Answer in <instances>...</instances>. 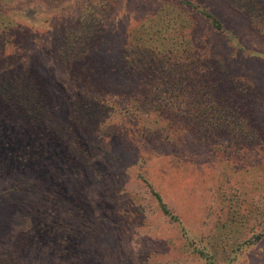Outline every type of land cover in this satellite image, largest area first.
<instances>
[{
  "label": "trees",
  "instance_id": "1",
  "mask_svg": "<svg viewBox=\"0 0 264 264\" xmlns=\"http://www.w3.org/2000/svg\"><path fill=\"white\" fill-rule=\"evenodd\" d=\"M15 1L0 0V205L17 214L13 227L21 245L45 239L69 259L81 260L85 252L84 264H102L101 254L113 256L112 264H133L118 256L127 255L125 251L110 252L113 246L106 243L119 240L114 230L128 225L131 220L126 218L141 215L140 197L126 190L118 174L103 170L86 141L89 137L94 144L92 140L128 122L146 139L166 136L174 124L195 140L217 142L240 154L255 152V168L264 177V118L254 110L253 82L231 75L230 64L212 40L198 35L200 18L213 35L227 37V45L239 48L210 7L195 0H167L128 29L120 64L110 65L111 85H116L111 87L100 80L97 65L101 58L110 60L114 48L104 38L112 4L88 0L55 44L69 105V114L63 116L54 89L35 76L36 61L25 67L9 59L17 57L13 32L19 29L20 16L12 8ZM224 1L264 35V0ZM127 165L147 187L154 210L179 230L181 252L202 264H234L237 251L228 254L214 242L209 249L188 235L182 218L157 188L147 160H129ZM90 186L99 189L98 201L88 197ZM232 208L230 203L227 212ZM90 243L100 249L85 251ZM156 256V251L142 252L136 264H165ZM0 264L19 262L2 249Z\"/></svg>",
  "mask_w": 264,
  "mask_h": 264
},
{
  "label": "rangeland",
  "instance_id": "2",
  "mask_svg": "<svg viewBox=\"0 0 264 264\" xmlns=\"http://www.w3.org/2000/svg\"><path fill=\"white\" fill-rule=\"evenodd\" d=\"M107 1L112 5L105 20L104 38L111 40L114 48L110 60L100 57L97 74L102 82L116 87L111 85L115 81L110 65L120 64L126 32L151 16L167 0ZM195 1L211 8L239 46L236 49L227 45V37L213 35L207 24L198 18V35L205 34L212 40L215 49L230 64L231 75L243 76L253 82L254 110L257 117L264 118V35L252 29L247 18L224 0ZM86 2L88 0H16L12 5L19 13L20 25L13 32L17 57L9 59L13 63L21 62L25 67L36 61L35 76L42 85L54 89L63 116L69 114V105L60 79L62 64L55 52V44L62 28L73 24L74 17ZM231 53L236 55L235 60L229 58ZM129 124H122L114 128L112 134L92 140L96 145L86 138L89 147L97 153L103 170L109 176L118 174L126 190L132 196L138 195L142 203L140 216L126 218V221L131 220L130 223L114 230L120 238L106 243L108 247L113 246L110 252L125 251L127 255L118 256L121 260L131 259L133 264L145 251H156L157 259L165 264H202L180 251L183 240L179 230L154 210L147 187L135 179L134 168L138 165L129 167L127 162L141 158L147 160L157 188L182 218L190 237L199 239L209 249L214 242L224 245L228 254L231 250L237 251L234 264H264V177L255 168L259 159L255 152L240 154L217 142L195 140L191 133L174 124L166 136L146 139L141 129H131ZM77 136L82 138L84 135L77 132ZM174 160L177 165H173ZM98 190L92 186L87 188L88 197L98 201ZM230 203L233 208L227 212ZM16 216L0 205V250L12 253L19 264H84L87 260L85 252L81 260L69 259V254H57L56 246L45 239L21 245L13 227ZM118 216L120 220L122 215ZM96 248L99 246L90 243L85 251L95 253ZM112 257L101 254L98 261L112 264Z\"/></svg>",
  "mask_w": 264,
  "mask_h": 264
}]
</instances>
